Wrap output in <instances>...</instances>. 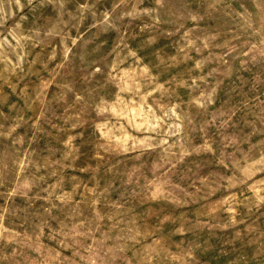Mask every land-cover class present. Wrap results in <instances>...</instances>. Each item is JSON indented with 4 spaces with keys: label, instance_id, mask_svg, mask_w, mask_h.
<instances>
[{
    "label": "rangeland",
    "instance_id": "374dc122",
    "mask_svg": "<svg viewBox=\"0 0 264 264\" xmlns=\"http://www.w3.org/2000/svg\"><path fill=\"white\" fill-rule=\"evenodd\" d=\"M0 264H264V0H0Z\"/></svg>",
    "mask_w": 264,
    "mask_h": 264
}]
</instances>
